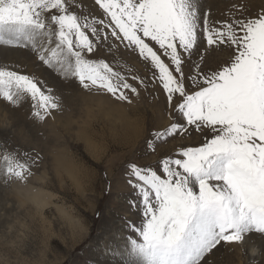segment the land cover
<instances>
[{
    "label": "snow or ice",
    "instance_id": "6c2138e0",
    "mask_svg": "<svg viewBox=\"0 0 264 264\" xmlns=\"http://www.w3.org/2000/svg\"><path fill=\"white\" fill-rule=\"evenodd\" d=\"M0 49L88 95L132 104L141 89L162 94L168 124L149 132L146 154L203 137L125 165L119 264H216L222 248L264 264V3L233 0L217 19L204 0H0ZM125 53L144 75L118 70ZM25 104L38 123L62 110L43 77L0 63V133ZM0 162L5 181L26 184L42 157L0 135Z\"/></svg>",
    "mask_w": 264,
    "mask_h": 264
},
{
    "label": "rangeland",
    "instance_id": "374dc122",
    "mask_svg": "<svg viewBox=\"0 0 264 264\" xmlns=\"http://www.w3.org/2000/svg\"><path fill=\"white\" fill-rule=\"evenodd\" d=\"M232 2L204 0L217 19L218 9ZM252 2L253 10L261 6ZM8 53L6 63L21 64L55 89L62 110L54 112V119L38 123L25 104L10 113L13 128L0 133L22 151L42 157L26 184L5 181L0 162V264L6 259L7 264H119L114 253L122 250L129 235L122 218L128 193L125 165L154 163L181 146H199L203 137L193 133L170 138L155 153L146 154L149 132L168 124L162 94L141 89L132 104L88 95L49 75L27 53ZM117 59L122 66L118 70L146 72L130 53ZM35 193H41V204L33 200ZM214 259L216 264H247L239 249L222 248Z\"/></svg>",
    "mask_w": 264,
    "mask_h": 264
},
{
    "label": "bare ground",
    "instance_id": "6f19581e",
    "mask_svg": "<svg viewBox=\"0 0 264 264\" xmlns=\"http://www.w3.org/2000/svg\"><path fill=\"white\" fill-rule=\"evenodd\" d=\"M220 1V0H219ZM251 1H254V2H252V4H255L256 3V6H259V5H261V4H259L258 3V1H260V0H251ZM222 2V1H221ZM220 2V3H221ZM225 2V1H224ZM228 3H230V2H228ZM219 4V3H218ZM227 7H228V4H223L222 5V7H221V9H218V12H217V15H218V19L219 18H223V13H224V11L227 9ZM216 8V7H215ZM212 9V13H214V11H213V8H211ZM256 10L258 9V8H255ZM9 50L10 49H0V63H6L7 62V56L9 57V55H7V54H9L8 52H9ZM12 54V53H11ZM17 56H18V54H17ZM10 59H12V58H10ZM17 59V58H16ZM15 60H12V63L14 62ZM18 61H19V58H18ZM15 63V62H14ZM19 63V62H18ZM21 65V64H20ZM36 194V193H35ZM41 196V193L40 194H36L34 197H33V200L34 201H36V203H40L39 202V197ZM32 198V197H31ZM41 204V203H40Z\"/></svg>",
    "mask_w": 264,
    "mask_h": 264
}]
</instances>
